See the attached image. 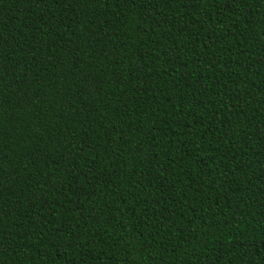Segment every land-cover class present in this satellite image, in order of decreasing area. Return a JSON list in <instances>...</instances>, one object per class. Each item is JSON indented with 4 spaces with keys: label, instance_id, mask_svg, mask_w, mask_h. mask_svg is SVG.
<instances>
[{
    "label": "trees",
    "instance_id": "obj_1",
    "mask_svg": "<svg viewBox=\"0 0 264 264\" xmlns=\"http://www.w3.org/2000/svg\"><path fill=\"white\" fill-rule=\"evenodd\" d=\"M0 264H264V0H0Z\"/></svg>",
    "mask_w": 264,
    "mask_h": 264
}]
</instances>
